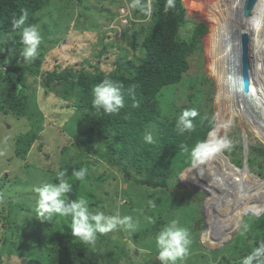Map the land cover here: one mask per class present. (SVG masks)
I'll use <instances>...</instances> for the list:
<instances>
[{"label":"rangeland","instance_id":"rangeland-1","mask_svg":"<svg viewBox=\"0 0 264 264\" xmlns=\"http://www.w3.org/2000/svg\"><path fill=\"white\" fill-rule=\"evenodd\" d=\"M49 1V6L36 15L42 37L38 55L43 59V70L49 72L58 68L61 71L66 67H75L77 70L84 69L93 72L91 64L102 71L110 72L116 69L118 59L121 57L125 56L134 60L139 56V50H134L126 41L125 33L132 28H136L140 32V28L149 22L150 17L145 20L134 17L133 8L129 6L132 0ZM182 1L187 10L189 28L192 29L196 24L204 23L208 27V32L202 38L198 52L189 56V69L184 74L182 81L177 85L166 87L163 91L162 94L167 101L165 104L169 101L177 108L182 105L200 106L207 116L214 118L215 127L213 130L219 127L218 135L226 136L232 142L231 148L241 145L244 149L245 143L248 148L250 145L264 148V136L257 129L258 123L253 125L255 120L259 122L260 118L257 120L254 117L255 114L252 113L255 120L252 116L251 120H248L244 116L235 115L229 105L233 102L218 100L217 80L209 67L210 54L208 50L211 31L215 25L214 20L210 17V6L215 0ZM118 2H122V4ZM193 3L202 8H193ZM260 3L264 12V0ZM246 4L247 7L243 6L241 12L234 13L235 20L240 24L246 19H252L245 18L250 10L247 1ZM255 9L253 8L252 11ZM124 13H126L125 17ZM240 15L242 16L240 17ZM263 17L261 15L249 20L242 28L245 31H252L248 24L254 22L256 25L255 20H259L260 27L254 28L252 31L255 39L254 52H257L255 55L257 60L254 63L258 72L264 69L263 64L260 63L261 53L256 43L263 31L261 29L264 24ZM184 33L185 29H182L181 35ZM239 33L237 32L238 35ZM237 34L233 35L236 39ZM129 36L132 38L131 32ZM102 44L107 47V52L103 55ZM240 72H242V67ZM207 79L211 81L207 82ZM32 82L27 86H31L35 90L31 91V105L29 106L33 122L27 118L0 113V191L5 194L4 197H0V204H6L0 211V264H26L27 259L32 257L35 252H39L36 248L39 247L38 243L41 238H38L36 234L41 233L45 237V232L49 231L48 227H54V219L57 217L55 215L50 221L39 220L35 211L38 198L35 188L45 182H53L60 169L59 164L63 160L69 161V158L76 157V155L78 157L81 152L83 160H96V157L74 145L75 138L79 134L78 122L82 119L74 103L70 102L71 107L64 110L55 99V95L43 96L42 76L37 77V84ZM240 85L238 88H241ZM239 90H235L237 98L241 95ZM258 96L255 101L263 106L264 94H258ZM35 108L40 112L39 116L33 112ZM255 116L259 117L260 114ZM37 125L42 130L40 141H43V145L36 142L26 160L20 162L18 159L13 160L16 138ZM262 126L264 127V124ZM63 145H68L65 153L61 150ZM231 148L227 151H231ZM222 151L224 152V150ZM219 153L215 158L217 166L211 164V166H207L209 168L205 167L203 171H199L202 177L192 178L188 174L187 168L179 177L169 180V187L165 189H151L145 185H138L133 180L126 182L124 175L117 167H111L104 160H99L97 166L93 167V172L96 176L101 175L106 178L103 185L96 186L98 206L93 207V213L99 210L105 215L130 216L136 227L128 229L124 226H117L109 233H97L96 241L92 247L94 248L97 244V248H94V251H98L97 257L100 254L111 255V257L115 254L113 264H161L157 259L159 249L155 242L160 231L156 234L152 232L154 226L161 221L165 222L160 224L161 230L170 222L176 221L178 226L186 228L189 232L191 244L187 254L177 264H184L198 253L209 255L208 264H218L222 262L223 256L227 257L228 253H234L240 245L243 247V243L239 239H242L244 233L255 221L260 219L264 210L248 224V227L243 224L244 217L242 222L240 220L235 223L234 227L227 230L221 226L227 225V221L232 222L239 218V213H236L234 209L239 199H234L233 196L245 191L237 190L234 184L236 176L230 175L220 166L222 165L220 161L223 159L220 158ZM228 161L230 169L242 172V168L234 166L229 158ZM224 163L227 164L225 161ZM248 173L251 178L260 179L259 182L261 179L264 181L263 178L252 173L249 168ZM17 177L20 183L19 188L14 186ZM249 181L251 180L245 179V183H249ZM245 185L250 196L251 193H256L255 191L260 189L259 187H263L255 184H252L251 187ZM258 195L257 197L251 196L250 202L253 203L245 205L243 216L246 210L256 205V201H263L262 205L256 206L264 205V200ZM160 197H162V202L158 205L157 200ZM177 198L186 200L177 201ZM150 201L154 206L149 204ZM171 201H174V204L169 206ZM211 215L217 221L210 220ZM226 217H229V220H227L228 218L225 220ZM148 218H151V221ZM146 230H148L147 234H145ZM247 241L252 246V251L256 245L253 239L248 238ZM196 242L201 246V250H196L200 248ZM239 242L241 244H238ZM95 259L93 258V260ZM98 264L104 263L101 260Z\"/></svg>","mask_w":264,"mask_h":264},{"label":"trees","instance_id":"trees-1","mask_svg":"<svg viewBox=\"0 0 264 264\" xmlns=\"http://www.w3.org/2000/svg\"><path fill=\"white\" fill-rule=\"evenodd\" d=\"M148 2L149 0H141L142 4ZM150 2L151 15L144 14L140 9H133L134 17L143 20L150 17L149 22L140 28V32L132 28L125 33L126 41L134 50H139L140 54L134 60L121 57L116 69L110 72L91 64L93 72L77 70L75 67H66L61 71L57 68L48 72L42 68L43 59L40 55L31 61H23L20 55L23 47L20 43V30H13L11 21L13 17L19 18L21 10L26 9L29 13L26 25H37L39 20L36 15L46 9L50 1L0 0V113L27 118L33 122L29 106L31 91L35 90L27 85L31 81L37 84L38 76H42L44 97L55 95L64 110L71 107L70 102L74 103L82 118L78 122L79 134L74 145L96 157V160H83L81 152L78 157L76 155L69 158V161L63 160L58 172L66 171L65 178L72 185V191L67 194L69 199L83 196L88 200L90 211L98 206L96 186L103 185L106 178L96 176L93 172V167L97 166L99 160L117 167L126 182L133 180L138 185L151 189H165L169 187V180L179 177L193 165L192 147L199 141L206 140L208 133L215 127L214 118L207 116L200 106L182 105L177 108L169 101L165 104L166 97L162 94L166 87L182 81L189 69L188 58L198 52L200 42L208 32L207 25L199 23L190 29L182 0H173V6L167 12L164 10L167 0ZM182 29H185L183 35ZM130 32L132 38H129ZM102 46L103 55L107 52V47L105 44ZM105 79L122 86L124 107L116 113L105 114L103 110L97 111L92 106V90ZM193 108L198 112V116L193 119V130L180 134L175 128L176 120L184 110ZM33 112L40 115L36 108ZM41 131L37 125L16 138L13 160H26L36 142L43 145V141H40ZM149 133L153 137L151 144L144 140ZM181 145L187 146L188 151L181 150ZM66 149L68 145H63L61 150L65 153ZM242 149L239 145L229 152L228 149L223 152L237 168H242L244 163ZM247 164L252 173L264 179V148L250 145ZM80 168L88 170L83 181L72 175L73 170ZM15 182L14 186L19 188L18 177ZM53 182L58 183L56 179ZM2 192L0 191L1 198L5 196ZM161 199L162 197L157 200L158 205L162 202ZM184 199L177 198V201ZM173 204L174 201H171L169 206ZM4 205L6 204H0V211L4 209ZM263 210L264 205H254L246 210L244 226L248 227ZM54 220V227H48L45 237L41 233H34L41 238L39 247L36 248L39 252L27 259L26 264H98L101 260L104 264H113L115 254L112 257L100 254L97 257L98 251H94L97 244L92 248L95 242L85 243L72 236L71 216H57ZM163 223L165 222L161 221L154 226L153 234L161 231L160 224ZM248 238L253 239L256 246L264 241V214L239 239L243 247L240 245L234 253L223 256L222 262L218 264H241L242 259L251 252L252 246L247 241ZM196 244L200 247L196 250H201V246L197 242ZM225 252L227 253V249ZM206 255L198 253L184 264H208L209 255Z\"/></svg>","mask_w":264,"mask_h":264},{"label":"clouds","instance_id":"clouds-1","mask_svg":"<svg viewBox=\"0 0 264 264\" xmlns=\"http://www.w3.org/2000/svg\"><path fill=\"white\" fill-rule=\"evenodd\" d=\"M129 6L133 9H140L146 15H151L150 0L146 4H142L141 0H132ZM172 6L173 0H167L165 12ZM28 15V11L23 9L19 18L13 17L11 21L13 30H20V43L23 45L20 55L25 62L38 56V49L42 40L38 25H26ZM121 87V85L109 79H105L96 85L92 90L93 108L97 111L103 110L105 114L118 112L124 107ZM197 116L198 112L194 108L184 110L176 120V130L180 134L191 132L193 130V119ZM144 140L148 144L153 143V137L150 133L145 135ZM231 147L232 142L226 136L220 137L215 130H212L208 133L206 140L199 141L192 147L193 166L204 163L205 160ZM180 148L183 151H188L185 145H181ZM87 171V168H80L79 170H73L72 175L77 180L83 181ZM65 177L66 171H59L56 174L58 183L45 182L35 188V192L38 193L35 211L40 218L39 220L42 222L50 221L54 215L71 216L72 236L85 243H94L97 233H109L117 226H124L128 229L136 227L130 216L105 215L99 210L93 213L89 209L88 200L83 196L78 199H69L67 194L72 191V185ZM149 204L154 206L151 201ZM148 219L151 221V218ZM155 242L159 249L157 259L161 264H177L187 254L188 247L191 244L188 230L178 226L176 221L164 226L156 236ZM241 264H264V241L259 242V246H256L244 257Z\"/></svg>","mask_w":264,"mask_h":264},{"label":"bare ground","instance_id":"bare-ground-1","mask_svg":"<svg viewBox=\"0 0 264 264\" xmlns=\"http://www.w3.org/2000/svg\"><path fill=\"white\" fill-rule=\"evenodd\" d=\"M249 3V0H246ZM245 0H215L213 5L210 7V17L214 20L215 25L213 26V29L211 31V41L208 43V50H209V67L212 72V75L217 80V86H218V100L226 101L230 100L233 102V104H229L230 110L234 111L235 115L238 116H244L248 118V120H251L252 114H257L260 118L259 122L256 121L253 116L252 118L255 120L253 125L255 126L256 123H258L257 129L262 133L264 136V127L262 126L264 123V104L261 106L257 101H255L259 96L258 94H264V24L261 26V29L263 30L261 32L260 39H257L256 43L259 46L260 53H261V61L260 63L263 64V70L259 71L257 70V66L255 65V61L257 52H254V35L252 31H254V28H259V20L255 23H249L248 27L252 30H243L245 24L249 21L254 19L255 17H260L261 15L264 16L263 8L261 5L262 0H256L255 2L251 3L250 10L246 14L245 18H252L249 20H244L241 24L239 21L235 20L234 13L235 12H241L242 7L246 6ZM193 8L199 9L202 8L200 5L193 3ZM253 8H256L254 11H252ZM242 15H240L241 17ZM241 19V18H240ZM264 22V17H263ZM246 29V27H245ZM237 32H240L239 35ZM237 34L238 37H234L233 35ZM245 35H249L251 43L248 50V56L245 63H248V73H249V90L248 91H241V88L239 87V83L243 84V67L240 64V60L244 58V50H246L245 45L243 43V37ZM242 67V72H240V68ZM232 74V75H230ZM230 75V79H229ZM239 90L241 95L237 96L235 95V90ZM233 95V97H232ZM223 103V102H222ZM226 103V102H225ZM221 104V102H220ZM226 105V104H225ZM226 110V109H224ZM252 113V114H251ZM258 120V119H257ZM251 122V121H250ZM252 123V122H251ZM263 123V124H261ZM219 127L215 130L217 133H219ZM246 148L249 150L247 143H245ZM219 156L221 159H223L221 162L222 165H220L223 169H225L230 175H234L235 181L234 184L237 187V190H241L243 193H240L236 196H233L235 199H239L236 203L237 205L234 206L236 213H239V218L234 219L232 222L227 221V225H221L226 230L231 228L232 226H235V223L242 222L243 220V211L245 210V205H250L253 202H250L252 200V197H261L264 200V181L259 182V180L251 178L249 176L248 170H242V172H235L232 169H230V164L228 161L227 156L224 155L223 151L219 153ZM216 157H218V153L207 160L204 161V163L199 164L196 168H189L187 170L188 174L192 176V178H198L202 177L200 176L199 171H203L205 167L211 166V164L217 166ZM224 161L228 164H225ZM193 166V165H192ZM209 168V167H207ZM214 169V168H213ZM219 169V168H218ZM207 170V169H206ZM205 170V171H206ZM215 170V169H214ZM213 170V171H214ZM216 171V170H215ZM211 172V171H210ZM224 172V171H223ZM212 174V173H211ZM212 177V176H211ZM219 178V177H218ZM197 179V180H198ZM205 179V178H204ZM245 179H250L249 183H245ZM233 180V179H232ZM262 180V179H261ZM208 181V180H207ZM200 182V181H199ZM216 184V183H214ZM251 187L252 184L263 186L259 187L256 193H251L252 195H248L247 187ZM207 186V185H206ZM262 190V191H261ZM231 194V193H230ZM230 197V196H229ZM211 198V197H210ZM210 201V200H209ZM255 202V201H254ZM256 205H262L263 201H256ZM233 206V205H232ZM246 206V207H247ZM232 208V207H231ZM228 218V219H227ZM229 220V217H226L225 220ZM210 220H215L214 216H210ZM219 220V219H218ZM222 220V219H221ZM225 223V222H224ZM224 230V229H223ZM229 232V231H226ZM234 233V231H233ZM224 236V235H223ZM222 240V239H221ZM228 240V239H226ZM221 244V243H220Z\"/></svg>","mask_w":264,"mask_h":264},{"label":"water","instance_id":"water-1","mask_svg":"<svg viewBox=\"0 0 264 264\" xmlns=\"http://www.w3.org/2000/svg\"><path fill=\"white\" fill-rule=\"evenodd\" d=\"M256 0H249V7L251 6V3L255 2ZM243 43L245 45V48L246 50H244V58L241 59L240 61V64L241 66L243 67V72H242V77H243V84L240 85L241 87V91L245 90V91H248L249 90V73H248V63H245V61L247 60V56H248V50H249V46H250V43H251V40H250V37L249 35H245L243 37ZM243 155H244V164L242 166V170H248V165H247V160H248V155H249V150L246 148V146L244 145V149H243ZM199 164H197L195 167L194 166H191L189 168H196L198 167ZM188 168V169H189ZM263 181V180H261Z\"/></svg>","mask_w":264,"mask_h":264},{"label":"built area","instance_id":"built-area-1","mask_svg":"<svg viewBox=\"0 0 264 264\" xmlns=\"http://www.w3.org/2000/svg\"><path fill=\"white\" fill-rule=\"evenodd\" d=\"M124 17L126 16V13H124V15H123Z\"/></svg>","mask_w":264,"mask_h":264}]
</instances>
